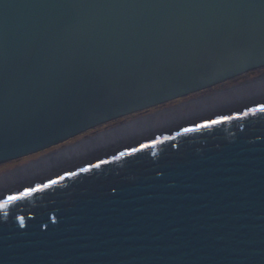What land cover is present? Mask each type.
I'll list each match as a JSON object with an SVG mask.
<instances>
[{
  "label": "water",
  "instance_id": "1",
  "mask_svg": "<svg viewBox=\"0 0 264 264\" xmlns=\"http://www.w3.org/2000/svg\"><path fill=\"white\" fill-rule=\"evenodd\" d=\"M261 67L264 0H0V164ZM261 105L264 72L26 163L0 264H264Z\"/></svg>",
  "mask_w": 264,
  "mask_h": 264
},
{
  "label": "flooded vegetation",
  "instance_id": "2",
  "mask_svg": "<svg viewBox=\"0 0 264 264\" xmlns=\"http://www.w3.org/2000/svg\"><path fill=\"white\" fill-rule=\"evenodd\" d=\"M264 72V67H261V68H258V69H255V70H251L249 72H246V73H243L241 74L240 76L234 78V79H231V80H227L221 84H218V85H214L210 88H205V89H202L200 91H197V92H194V93H191L189 95H186V96H182V97H178L176 99H173V100H170V101H167V102H164V103H161V104H158V105H155L153 107H150L148 109H145V110H142V111H139V112H136V113H132V114H129V115H126L124 117H121V118H118V119H115V120H112V121H109L107 123H103L99 126H96L92 129H89L79 135H76L72 138H69L67 139L66 141H63L61 143H58L56 145H53L51 147H48L44 150H41V151H38L36 153H33V154H30V155H27V156H24L22 158H18V159H15L13 161H10L8 162V166H5L7 168H4V170L0 171V187L5 185V184H9V183H12L13 180H15V178L18 176V172L20 170V167L24 166L26 163H29L31 162L32 160H35V159H38L40 158L41 156L47 154V153H50V152H54L56 151L57 149H60V148H63L67 145H70L76 141H79L85 137H88L90 135H93L97 132H100L104 129H107L113 125H116L122 121H126V120H129V119H133V118H136L138 116H142V115H151V114H158L166 109H179L181 108L185 103H187L188 101L200 96V95H205V94H208V93H211L213 92L215 89L219 88V87H223V86H226V85H231V84H235V83H238V82H241V81H244L246 79H249V78H252V77H255L257 75H260L261 73Z\"/></svg>",
  "mask_w": 264,
  "mask_h": 264
},
{
  "label": "snow or ice",
  "instance_id": "3",
  "mask_svg": "<svg viewBox=\"0 0 264 264\" xmlns=\"http://www.w3.org/2000/svg\"><path fill=\"white\" fill-rule=\"evenodd\" d=\"M260 111H264V105H261L259 108ZM219 123V120H213L209 121L206 124L198 125L197 127H210L212 124ZM192 129H185V131H191ZM141 148L147 147V145H141ZM133 152L138 151V149H132ZM86 171V169H84ZM49 183H55V181H50ZM48 185H44V187H47ZM38 189H26L24 192L20 193L18 196H9L3 203L4 205H7L13 200L20 199L23 196L30 195L33 191H36Z\"/></svg>",
  "mask_w": 264,
  "mask_h": 264
},
{
  "label": "rangeland",
  "instance_id": "4",
  "mask_svg": "<svg viewBox=\"0 0 264 264\" xmlns=\"http://www.w3.org/2000/svg\"><path fill=\"white\" fill-rule=\"evenodd\" d=\"M22 158V157H21ZM10 162V161H9ZM8 166L9 164H8V162H6V163H3V164H0V171H2V170H4V168H7L6 166Z\"/></svg>",
  "mask_w": 264,
  "mask_h": 264
},
{
  "label": "bare ground",
  "instance_id": "5",
  "mask_svg": "<svg viewBox=\"0 0 264 264\" xmlns=\"http://www.w3.org/2000/svg\"><path fill=\"white\" fill-rule=\"evenodd\" d=\"M13 161V160H12ZM9 162V161H8ZM6 163V162H5ZM8 184V183H7Z\"/></svg>",
  "mask_w": 264,
  "mask_h": 264
}]
</instances>
